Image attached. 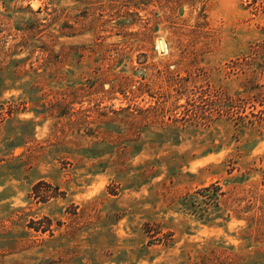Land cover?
<instances>
[{
	"label": "rangeland",
	"instance_id": "1",
	"mask_svg": "<svg viewBox=\"0 0 264 264\" xmlns=\"http://www.w3.org/2000/svg\"><path fill=\"white\" fill-rule=\"evenodd\" d=\"M0 264H264V0H0Z\"/></svg>",
	"mask_w": 264,
	"mask_h": 264
},
{
	"label": "trees",
	"instance_id": "2",
	"mask_svg": "<svg viewBox=\"0 0 264 264\" xmlns=\"http://www.w3.org/2000/svg\"><path fill=\"white\" fill-rule=\"evenodd\" d=\"M262 121H263V119H260V120H259L260 124H262ZM245 126H247V125H245Z\"/></svg>",
	"mask_w": 264,
	"mask_h": 264
}]
</instances>
